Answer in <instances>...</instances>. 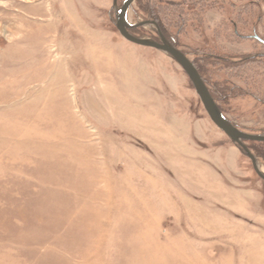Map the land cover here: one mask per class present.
I'll return each mask as SVG.
<instances>
[{"label":"rangeland","instance_id":"obj_1","mask_svg":"<svg viewBox=\"0 0 264 264\" xmlns=\"http://www.w3.org/2000/svg\"><path fill=\"white\" fill-rule=\"evenodd\" d=\"M113 6L0 0V264H264V182ZM140 6L229 121L264 134V0H135L132 24Z\"/></svg>","mask_w":264,"mask_h":264},{"label":"water","instance_id":"obj_2","mask_svg":"<svg viewBox=\"0 0 264 264\" xmlns=\"http://www.w3.org/2000/svg\"><path fill=\"white\" fill-rule=\"evenodd\" d=\"M114 1V10L116 16L115 27L120 35L129 43L137 45L143 48H150L157 50L167 56H169L176 64H178L185 74L188 76L194 90L199 97L204 110L209 116L210 120L220 131L227 136L235 147L249 159L252 163L255 174L264 182V171H261V163L259 158L253 154V152L247 146V143H264V134H248L242 132L236 127L229 119L219 110V106L213 99L209 89L205 85L201 75L196 69L195 65L189 60L188 56L179 50L176 46L171 44L161 33L159 26L154 21H143L132 24L129 20V12L132 9L135 0H125L123 5L119 8L117 1ZM153 27L156 30L158 40L138 37L132 34V30L139 28ZM256 40L264 44V41L259 37H255Z\"/></svg>","mask_w":264,"mask_h":264},{"label":"trees","instance_id":"obj_3","mask_svg":"<svg viewBox=\"0 0 264 264\" xmlns=\"http://www.w3.org/2000/svg\"><path fill=\"white\" fill-rule=\"evenodd\" d=\"M138 1V0H137ZM142 6H140V8H141ZM142 10V12H145L146 14H147V18L149 19V21H154V22H156V19H155V17L154 16H151V12H149V9H147L146 7H142L141 8ZM158 22V21H157ZM156 22V23H157ZM158 24V23H157ZM160 30H162V29H160ZM162 32V31H161ZM162 34L164 35V37L171 43V44H173L174 46H176L177 48H178V46L177 45H175V43H174V41L171 39V40H169L167 37H166V34L164 33V32H162ZM199 72V71H198ZM200 74V73H199ZM201 75V74H200ZM202 77V76H201ZM203 79V78H202ZM204 80V79H203ZM205 82V81H204ZM211 95H212V93H211ZM212 97H213V95H212ZM213 99H214V97H213ZM215 100V99H214ZM216 102V101H215ZM220 108V107H219ZM219 110H221V108L219 109ZM222 111V113L224 114V112H223V110H221Z\"/></svg>","mask_w":264,"mask_h":264},{"label":"bare ground","instance_id":"obj_4","mask_svg":"<svg viewBox=\"0 0 264 264\" xmlns=\"http://www.w3.org/2000/svg\"><path fill=\"white\" fill-rule=\"evenodd\" d=\"M261 169H262L261 171H263V170H264V169H263V166H261Z\"/></svg>","mask_w":264,"mask_h":264},{"label":"flooded vegetation","instance_id":"obj_5","mask_svg":"<svg viewBox=\"0 0 264 264\" xmlns=\"http://www.w3.org/2000/svg\"><path fill=\"white\" fill-rule=\"evenodd\" d=\"M258 41V40H257Z\"/></svg>","mask_w":264,"mask_h":264}]
</instances>
